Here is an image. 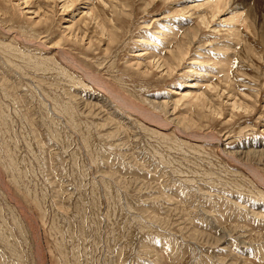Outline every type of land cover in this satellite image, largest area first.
<instances>
[{"label": "rangeland", "instance_id": "rangeland-1", "mask_svg": "<svg viewBox=\"0 0 264 264\" xmlns=\"http://www.w3.org/2000/svg\"><path fill=\"white\" fill-rule=\"evenodd\" d=\"M72 1L0 0V264H264V0Z\"/></svg>", "mask_w": 264, "mask_h": 264}, {"label": "bare ground", "instance_id": "bare-ground-1", "mask_svg": "<svg viewBox=\"0 0 264 264\" xmlns=\"http://www.w3.org/2000/svg\"><path fill=\"white\" fill-rule=\"evenodd\" d=\"M228 2H229V0H219L218 2L212 4L213 5V13H214V15H216V13H220L222 10L226 9ZM71 3L73 4V1L72 0H64L63 7L64 8H66V7L69 8V6L71 5ZM97 17H98V15H97ZM94 18H96V17H94ZM240 18H241V15H239V20L241 21ZM100 25H101V28L103 30L102 32H106L109 35V37H112L113 36L111 29L108 28L109 26L105 22H100ZM59 43H58V45H59ZM41 44H39V45H41ZM174 51H176V50H174ZM188 51H189L188 50V47L185 48V45L184 46L183 45L178 46V52L173 55V58L172 59H169V60H167V59L164 60L163 59L160 62L159 67L165 66L166 71L168 73H170L176 66H178L180 64V62L184 59V57H185V55L187 54ZM58 52L60 53V55L62 57L63 65L65 67H70L71 64L72 65H75L76 67L75 66H73V67L78 68L79 71H82V74L90 82H92V83L94 82L96 84V86H99V89H101L103 91L105 90L108 93L109 96H112V98L115 100L116 103H118L121 106L124 105L125 108L132 110L131 113H134L133 111H135V114L138 113L144 119H147L153 126H155L157 128H160L161 130L162 129H164V130L165 129H168V128H170L171 125L176 126L177 127V130L181 133V135H183L186 138H189L190 140L192 139L194 141H202L205 138H209L211 140H215V141H218V142L220 141V139H219L220 136H218L219 137L218 138L213 133L204 134V133H200V132H193L192 130H190L194 125H197L196 124L197 121L194 120L193 118L190 119L188 117L189 119H187V117H178V121L176 123H174V121L173 120H170V119H168V122H166L167 119H165L162 116L161 113H159L161 115H158V114L155 113V112H160V110L159 111H154L153 113L150 112V111H148L149 108H147L148 109L147 110L144 106H142V103L140 104V102H135V100L131 99L130 96L128 97V95H126L118 86H116L113 82H111V80L108 77H104V76L98 75L97 73L95 74L93 71H90L89 68H87V67H85V66H83L81 64L79 65V62H77L75 60L76 58H73L67 51H65L63 49L59 48L58 49ZM188 95H191V97L188 96L190 98L193 97V98H196V100H201V98L199 96H194L191 93L188 94ZM161 101L156 102L157 103V106L161 110H163L165 108H168V106L172 104L171 102H168L170 100L163 101V102H161ZM177 102H176V104H173V112L177 108ZM241 104H243V103H241ZM241 104L240 103L237 104V102L234 101L233 102V107H237L238 108V106H242ZM243 109H244V107H243ZM215 110L216 109H213V111H215ZM89 111H91V109ZM140 119H142V118L140 117ZM170 121H172V123H170ZM149 122H148V124H149ZM180 123L182 124V126L180 125ZM145 127H147V125ZM183 127H184V129L187 128L190 131H187L186 129L183 130ZM149 128H151V127H149ZM152 128H154V127H152ZM229 156H231L232 158H235L236 157L234 155H229ZM250 168L251 167L247 168V171L252 174V176L257 181V183L260 182V184L264 186V178L261 176L260 172L257 169H253V168L250 169Z\"/></svg>", "mask_w": 264, "mask_h": 264}]
</instances>
